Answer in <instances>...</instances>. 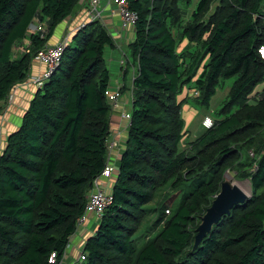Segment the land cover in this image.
<instances>
[{
	"label": "trees",
	"instance_id": "trees-1",
	"mask_svg": "<svg viewBox=\"0 0 264 264\" xmlns=\"http://www.w3.org/2000/svg\"><path fill=\"white\" fill-rule=\"evenodd\" d=\"M127 2L138 15L128 44L136 65L130 119L111 202L78 264H264V58L258 52L264 0ZM79 5L0 0V113L12 88L32 74L35 53ZM35 19L47 23L45 31L31 30ZM114 46L99 19L75 30L58 67L7 135L0 153V264H60L91 182L107 164L113 109L105 94V51ZM122 61V67L130 63ZM230 77L213 125L193 136L184 105L191 99L208 109ZM227 169L249 179L250 196L192 250L200 216ZM180 180L187 183L178 208L158 202L156 219L141 232L145 206ZM158 226L154 237L146 235Z\"/></svg>",
	"mask_w": 264,
	"mask_h": 264
},
{
	"label": "crops",
	"instance_id": "crops-1",
	"mask_svg": "<svg viewBox=\"0 0 264 264\" xmlns=\"http://www.w3.org/2000/svg\"><path fill=\"white\" fill-rule=\"evenodd\" d=\"M114 7L112 5H106L105 1L102 0L99 4V9H101V17L100 21H102L105 26L110 31L111 35L114 37L115 46L114 47H108L105 51L106 60L109 61L108 63V70L110 73V87L114 88L116 84L122 85L121 90V97L123 93V105L120 101L119 108L112 112L111 118H110V133L108 139H114L115 141V147L112 149L110 154L107 156V163L113 164L117 167L120 155L124 151V145H125V139H126V133L127 129L126 125L127 122L124 118L120 117V112L122 110L130 111L131 107V96H130V87L132 83V76L134 72H128V69L123 72V70L126 69L125 66H121L123 63L122 60L127 57L126 53L124 52V48L128 47V44L132 41L134 36V27H126L122 25V22L118 15H113L111 13V9ZM86 5L81 4L77 6V8L65 19H63L57 26L54 28L53 33L51 37L48 40V44H53L57 41H59L63 36L75 32V29L79 24L84 22L86 20ZM47 27V23L45 21L41 22L38 19H35L33 21V24L31 25V30H41L45 31ZM27 43V41H25ZM128 58V57H127ZM45 69V65L43 63H39L37 61H32L31 66V73H42ZM128 73H130L129 76V83L126 84L125 80L128 76ZM26 79L22 83L16 84L12 90V99H7L4 108L2 109L0 113V153H2L5 149L6 144V137L7 135L15 130L21 123L22 116L25 112V110L28 107L29 101L36 89L34 84L30 83V81H27ZM129 88V90H125V88ZM127 91L126 94H124L123 91ZM192 108V107H190ZM191 111V109H189ZM187 120L189 121V125L193 123V116H191L190 112H187ZM195 129V125H194ZM193 135H195V132L193 131ZM106 179H103V182H105ZM153 202V200L151 201ZM151 202L149 204H151ZM147 204V205H149ZM157 204V203H156ZM155 204V206H156ZM91 218H88L86 222H84L76 233H74L70 238V245L68 248V251L63 259L62 264H77L78 260L77 257L80 253V249L86 240L88 236H90L95 229L97 228L98 224L95 226L96 221H94V218L90 216ZM157 217V216H156ZM156 219V218H155ZM154 219V220H155Z\"/></svg>",
	"mask_w": 264,
	"mask_h": 264
},
{
	"label": "built area",
	"instance_id": "built-area-1",
	"mask_svg": "<svg viewBox=\"0 0 264 264\" xmlns=\"http://www.w3.org/2000/svg\"><path fill=\"white\" fill-rule=\"evenodd\" d=\"M101 1L102 0H79V3L86 5L87 18L84 22L79 24L75 30L80 29L82 26L85 25L87 21L100 19L101 9H99V4ZM104 1L106 5H112L114 7L113 9H111V13L113 15H118V17L122 22V25L134 26V24L137 21L138 15L135 11L129 8L127 0H104ZM70 39H71V35L67 34L63 36L59 41L53 44L46 43L43 48L38 50L35 53L34 61L43 63L45 65V69L42 73L31 74L27 78L28 79L27 81L28 82L30 81V83L34 84L35 87L41 86L58 67L59 62L61 60L62 52L64 48L68 46ZM258 52L260 53L261 57L264 58V44L259 46ZM122 88H123L122 85L116 84L114 88L110 87L107 88V90L105 91L107 101L109 102L113 110H116L120 105V96H121ZM130 95H131V90H130ZM7 99H12L11 93H9ZM120 117L126 120L127 122L126 128H127L130 119V111L122 110L120 112ZM201 125L203 126V128H210L213 125V119L210 116V114H206L202 117ZM106 147L108 150V154H110L112 149L115 147L114 139L112 140L107 139ZM249 153L252 156L253 150H249ZM116 175H117V167L113 164L107 163L103 168V170L101 171V173L92 180L90 189L87 193V199L84 209L82 213L76 218V229L74 233H76L79 227L84 222H86L89 216H92L94 218V221L96 222L98 221V219L101 218L104 210L111 202L110 190L107 191L106 188L108 184L109 186L112 187V184L116 179ZM103 179H106V181L103 182ZM169 213H170L169 210L165 209V214L167 215ZM70 238L64 250L63 257L60 260V264H62L63 259L68 251L71 242ZM83 245L77 257L78 262L80 260L81 261L84 260L85 258V253L83 252ZM55 258H56V254L51 253L49 262L54 263Z\"/></svg>",
	"mask_w": 264,
	"mask_h": 264
},
{
	"label": "rangeland",
	"instance_id": "rangeland-1",
	"mask_svg": "<svg viewBox=\"0 0 264 264\" xmlns=\"http://www.w3.org/2000/svg\"><path fill=\"white\" fill-rule=\"evenodd\" d=\"M126 27L133 28V26H126ZM124 52L126 53L128 59L130 60V63L126 66L128 69V72H130V73L135 72L136 65L132 61L129 49L127 47H125ZM107 60H106V66H108V63H109V61H107ZM130 73H128V76L126 77V80H125L126 84L129 83ZM233 79L234 78L230 77V78H226V79L221 80V84L219 85V88L217 89L215 95L212 97V99L210 101L211 107H209L208 109H205L204 107H200V106H195L191 99H189L190 101H189V104L187 106L184 105L183 117L188 124L187 128L191 132L194 131L195 135H199L204 130L203 126L201 125V119L204 115L210 114V116L213 118L214 110L217 111V109L222 104V100L224 99V96L226 95V91L228 90L229 86L231 85ZM126 89L129 90V88H127V86H126L125 90ZM125 90L123 91L124 94H126V92H127ZM123 97L124 96L122 93V97L120 96V101L122 102V106H124L123 100H122ZM190 106H192V108H190ZM193 107L194 108L196 107V108L193 109ZM189 109H191V111ZM206 110H207V112H205ZM113 111H115V110H113ZM187 112H190L191 116H193V118L195 117L193 120V123L190 125H189V121L186 118V116L188 115ZM194 125H195V129H194ZM192 134H194V133H192ZM108 138H109V136H108ZM249 150H253V149H249ZM249 150L247 151V154L249 156H251V154L249 153ZM244 156H245V154H244ZM252 156H254V152H253ZM225 178L231 180V182L237 184L242 190H244L246 193L250 194V185H249V179L248 178H235L234 172H232V171L229 172L228 169L225 173H223V179H225ZM186 183H187V181L180 180L175 185L162 187L156 192L154 199H153V202H151V204L145 206L146 213H145L144 220L142 222V226L140 228L141 232L142 231L144 232L145 230H147L149 228V226L152 224V222H154V219L156 218V216L158 215L157 211H155V204L156 203H158V202L160 203L163 200V202L167 203V205L171 208L172 211H174L178 208V206L182 200V196L184 195V193L186 191ZM106 190L107 191L111 190V186H109V184H108ZM89 218H91V217L89 216ZM99 221H100V219H98V221L95 223V226L99 223ZM158 230H159V226L154 227V228H150L148 231L149 233H147L146 235H148V237L152 238L157 234ZM144 241H146V238H143V236L138 240V243L136 244V247L138 250L144 245Z\"/></svg>",
	"mask_w": 264,
	"mask_h": 264
},
{
	"label": "water",
	"instance_id": "water-1",
	"mask_svg": "<svg viewBox=\"0 0 264 264\" xmlns=\"http://www.w3.org/2000/svg\"><path fill=\"white\" fill-rule=\"evenodd\" d=\"M249 196L250 194L242 190L237 184L231 182V180L223 179L218 193L214 196L205 212L200 216V222L195 229L196 233L192 250L199 245L201 240L211 231L212 226L223 215L229 214L234 205L245 202Z\"/></svg>",
	"mask_w": 264,
	"mask_h": 264
},
{
	"label": "clouds",
	"instance_id": "clouds-1",
	"mask_svg": "<svg viewBox=\"0 0 264 264\" xmlns=\"http://www.w3.org/2000/svg\"><path fill=\"white\" fill-rule=\"evenodd\" d=\"M72 235H73V234H72ZM72 235H71V236H72Z\"/></svg>",
	"mask_w": 264,
	"mask_h": 264
}]
</instances>
